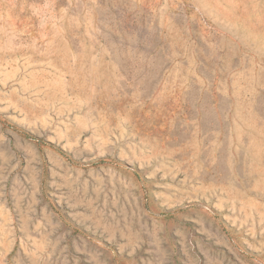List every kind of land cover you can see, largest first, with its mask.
<instances>
[{
	"label": "rangeland",
	"instance_id": "374dc122",
	"mask_svg": "<svg viewBox=\"0 0 264 264\" xmlns=\"http://www.w3.org/2000/svg\"><path fill=\"white\" fill-rule=\"evenodd\" d=\"M0 120V264H264V0H0Z\"/></svg>",
	"mask_w": 264,
	"mask_h": 264
},
{
	"label": "trees",
	"instance_id": "16d2710c",
	"mask_svg": "<svg viewBox=\"0 0 264 264\" xmlns=\"http://www.w3.org/2000/svg\"><path fill=\"white\" fill-rule=\"evenodd\" d=\"M0 123H2L3 124V126H5V127H10V128H12L13 130H15V131H17V133H19L22 137H24V138H26V139H29V140H31V141H34L35 143H37V144H42V145H45V144H48V145H51L52 146V144L51 143H49V142H46V141H44L43 139H41V138H38L37 136H35V135H33V134H31V133H29V132H26V131H24V130H22L21 128H18L17 126H13V125H11V124H9L8 122H7V120H0ZM58 151H59V153L62 155V156H64L65 158H67L69 161H73V160H71L62 150H60V149H58Z\"/></svg>",
	"mask_w": 264,
	"mask_h": 264
}]
</instances>
